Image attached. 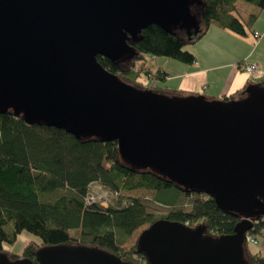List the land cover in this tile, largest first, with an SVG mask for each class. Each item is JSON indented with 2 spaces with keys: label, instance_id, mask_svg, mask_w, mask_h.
<instances>
[{
  "label": "water",
  "instance_id": "obj_1",
  "mask_svg": "<svg viewBox=\"0 0 264 264\" xmlns=\"http://www.w3.org/2000/svg\"><path fill=\"white\" fill-rule=\"evenodd\" d=\"M202 0H0V114L78 138L116 140L124 161L212 196L241 215L234 233L159 219L138 251L149 264H253L247 231L264 215V86L230 101L139 89L98 60L138 54L129 43L157 24L200 30ZM195 7V9H193ZM39 264H137L97 246L45 245ZM0 264H35L0 251Z\"/></svg>",
  "mask_w": 264,
  "mask_h": 264
},
{
  "label": "trees",
  "instance_id": "obj_2",
  "mask_svg": "<svg viewBox=\"0 0 264 264\" xmlns=\"http://www.w3.org/2000/svg\"><path fill=\"white\" fill-rule=\"evenodd\" d=\"M198 9L201 26L197 34L184 30L168 31L157 24L143 29L130 39L138 54L114 63L107 57L98 60L109 71L133 84L165 80L169 73L157 63L168 56L194 63L195 54L184 45L201 38L211 25L247 35L264 8V0H202ZM246 2V3H242ZM252 6V7H249ZM195 9V7H193ZM264 86V78L257 82ZM220 98L230 101L242 95ZM98 183L117 195L139 188L154 190L156 202L172 206L168 213L149 209L141 197H129L108 206L89 202L91 185ZM180 194L195 197L188 208L177 207ZM241 215L221 209L215 199L197 191H185L166 175L151 168H137L123 160L116 140L78 138L66 129L46 124H29L10 109L0 114V251L12 259L29 257L35 264L36 251L45 245L83 244L97 246L137 264H149L138 251L137 242L124 245L133 232L159 219L180 221L189 226L204 223L209 233L231 234ZM27 231L31 240L21 254L7 249ZM247 234L255 238L258 249L249 253L253 264H264V215L256 218Z\"/></svg>",
  "mask_w": 264,
  "mask_h": 264
},
{
  "label": "crops",
  "instance_id": "obj_3",
  "mask_svg": "<svg viewBox=\"0 0 264 264\" xmlns=\"http://www.w3.org/2000/svg\"><path fill=\"white\" fill-rule=\"evenodd\" d=\"M255 31L261 36L256 38ZM195 42L199 43L189 48L196 56L194 63L165 60L161 64L169 73L165 80L174 81L178 95L220 99L247 88L256 80L240 66L242 61L257 63L264 78V8L247 35L211 25Z\"/></svg>",
  "mask_w": 264,
  "mask_h": 264
},
{
  "label": "rangeland",
  "instance_id": "obj_4",
  "mask_svg": "<svg viewBox=\"0 0 264 264\" xmlns=\"http://www.w3.org/2000/svg\"><path fill=\"white\" fill-rule=\"evenodd\" d=\"M242 3H246V2L242 1ZM249 7H252V6H249ZM197 43H199V42H188L184 45V48L189 49L190 47L196 45ZM165 60H167V61H178V63L180 62V60H177L175 58H171L168 56H159L157 58V63L159 65H161L162 62ZM260 79H262V77H260L258 79H254V80H256L255 82H258ZM124 80L130 83L129 80H127V79H124ZM142 81H143V83H147V81H149V83H147L148 87L154 88V85H155V86H157L156 87L157 91L163 92L166 95L172 96V95L180 94V92H178L180 90L177 87H175V83H173L174 81L170 82V81H166V80H155L152 77L150 79L144 77L142 79ZM131 84H133V83H131ZM133 85L139 89H144L146 87L140 83L133 84ZM91 191H92V193H94L93 195L98 196L97 200L100 201V203L102 205H106L103 203L104 201H107V204L110 205L112 203L118 202L121 199H122V202L125 203L129 197H141L147 201L148 207L152 211L159 212V213H168L172 209V206H167V205H163V204L156 202V200H155V193L156 192L152 189H148V188H144V187L133 190V191H125V192H123V194L121 196V195H117L116 193L109 191L106 187H104L101 184L94 183L93 185H91ZM194 197H195L194 194H191V195L180 194L179 199L176 202V206L182 207V208H188L190 206L192 200L194 199ZM108 205H106V206H108ZM143 228L144 227H140V228L136 229L133 232V234L126 240L124 245H131V244L136 243L141 231L143 230ZM31 240H37V238L34 235H32L31 233L24 231L19 235V237L15 241V243L12 245H9L7 247V249L11 252L21 254L24 247ZM247 247H248L249 252H254L258 249V245L253 244V243H248V242H247Z\"/></svg>",
  "mask_w": 264,
  "mask_h": 264
},
{
  "label": "built area",
  "instance_id": "obj_5",
  "mask_svg": "<svg viewBox=\"0 0 264 264\" xmlns=\"http://www.w3.org/2000/svg\"><path fill=\"white\" fill-rule=\"evenodd\" d=\"M254 36L256 38L260 37L261 34L258 31L254 32ZM240 66L253 78L258 79L263 76V72L258 68L257 63L254 62H248V61H242L240 63ZM94 193H90L87 197V200L91 203L97 200L98 196L93 195ZM104 204H107V201L103 202ZM246 239L248 243H254L256 240L252 235L247 234Z\"/></svg>",
  "mask_w": 264,
  "mask_h": 264
}]
</instances>
